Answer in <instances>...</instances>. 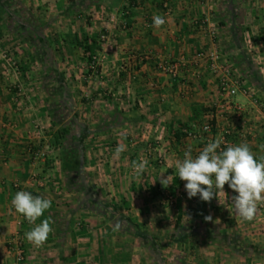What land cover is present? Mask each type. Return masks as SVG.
Here are the masks:
<instances>
[{"label": "crops", "instance_id": "obj_1", "mask_svg": "<svg viewBox=\"0 0 264 264\" xmlns=\"http://www.w3.org/2000/svg\"><path fill=\"white\" fill-rule=\"evenodd\" d=\"M9 1L0 3V264H11L17 238L23 264H264V206L254 220L242 221L227 185L229 199L220 203L189 199L175 169L189 147L195 156L224 131L230 145L247 143L264 155V0H167V12L159 0H92L84 8L78 0H16L42 12L43 35L73 110L79 122L93 125L82 141L84 183L135 225L133 233L66 188L42 64L14 29ZM73 4L71 19L65 14ZM81 11L90 18L80 19ZM106 11L123 12V21L108 22ZM156 16L165 19L160 28L153 26ZM233 26L242 28L239 46ZM100 31L106 40L96 46ZM213 48L239 76L228 100L219 98L216 79L195 57ZM88 52L98 54L96 76L81 64ZM159 60L175 64L176 76L161 72ZM203 124L209 134L199 132ZM30 151H50L52 158L34 160ZM134 161L147 162L143 173L134 172ZM18 191L52 201L36 221L50 218L53 229L39 248L25 238L34 225L11 204ZM142 233L152 239L134 235Z\"/></svg>", "mask_w": 264, "mask_h": 264}, {"label": "clouds", "instance_id": "obj_2", "mask_svg": "<svg viewBox=\"0 0 264 264\" xmlns=\"http://www.w3.org/2000/svg\"><path fill=\"white\" fill-rule=\"evenodd\" d=\"M164 23L162 16L154 17V27L160 28ZM222 143L219 137L209 141L195 156L189 147L182 159L175 160L178 178L185 182L189 199L199 196L206 203L213 198L220 203V197L228 200V194L224 191L227 185L236 193L230 198L235 213L242 221H252L264 206V155L257 157L247 143L227 145L226 149H221ZM260 148L264 151V145H260ZM122 151L123 148L117 147L115 156L119 157ZM146 164V161H134V172L137 175L143 173ZM11 204L16 213L34 225L25 233L26 240L37 248L43 246L53 231L52 221L50 218L43 219L39 224L36 221L50 209L52 201L28 191H18Z\"/></svg>", "mask_w": 264, "mask_h": 264}, {"label": "trees", "instance_id": "obj_3", "mask_svg": "<svg viewBox=\"0 0 264 264\" xmlns=\"http://www.w3.org/2000/svg\"><path fill=\"white\" fill-rule=\"evenodd\" d=\"M2 0H0L1 3ZM11 1V0H10ZM9 3L13 10H8V17L14 23V29L22 34L23 39L33 47V51L39 62L42 64V88L48 97L54 96L57 92H60L59 102H49L47 105V114L49 120L57 126L58 129V157L60 171L63 174V179L68 190L79 192L83 195L84 199L81 205H86V201H89L91 210L107 214L110 221L117 227H121L130 233L137 231L134 224L128 221L126 218L120 217L114 208H111L108 203L101 200L94 189H90L84 180L86 177L83 174V138L89 133L90 130L80 123L77 119L76 113L72 110V98L68 93L66 85L63 83L62 75L59 74L54 65L52 56V47L47 43L44 38L43 31L47 25V22L40 20L30 14L29 11L22 8L18 1L14 0ZM92 0H78L75 5L80 8H84V4L87 6ZM4 2V1H3ZM2 4V3H1ZM6 4V2H5ZM3 5V4H2ZM70 6L71 9L75 6ZM83 6V7H82ZM232 35L236 41L237 46L241 42L242 28L239 26L231 27ZM82 51L86 53L88 46L83 41ZM71 112V116L67 117V114ZM103 125V124H102ZM101 125V128L103 127ZM141 242H146L148 239H152L147 234H134Z\"/></svg>", "mask_w": 264, "mask_h": 264}, {"label": "built area", "instance_id": "obj_4", "mask_svg": "<svg viewBox=\"0 0 264 264\" xmlns=\"http://www.w3.org/2000/svg\"><path fill=\"white\" fill-rule=\"evenodd\" d=\"M159 2L161 9H163L164 12H167L168 11L167 0H159ZM104 17L108 22H114L116 20L123 21V12L106 11L104 13ZM121 28H124L123 23H121ZM210 35L214 36L215 32L212 30L210 32ZM105 40H106V35L104 34V32L100 31L96 36V42H95L96 46L100 45ZM195 57L198 59H202L206 62V70L216 79V90L219 98L223 100H228V98L235 95L239 85V76L235 72L232 64L227 59H225L219 53V51H217L215 48L206 51L201 50L195 53ZM98 65H99L98 54L96 52H93L90 55V61L88 64V69L91 75L93 76L97 75ZM157 67L161 72L171 77H175L177 74L178 68L175 64L159 60L157 62ZM199 132L209 134L210 133L209 124L201 125L199 128ZM228 133H229L228 131H224V133H222L219 136V138H221L222 141L224 142L221 144V149H226V146L230 145V140L227 137ZM187 135L194 136L193 133L191 132H188ZM48 152L49 153L44 154L43 152L30 151V156L31 159L34 160L37 159L38 157L42 159H45L46 157L52 158L51 152L50 151ZM13 186L16 187V185ZM170 201H171L170 196H167V203H170ZM19 241L20 239L17 238L15 240V244L13 248L11 249L12 251L11 264H23V253Z\"/></svg>", "mask_w": 264, "mask_h": 264}, {"label": "rangeland", "instance_id": "obj_5", "mask_svg": "<svg viewBox=\"0 0 264 264\" xmlns=\"http://www.w3.org/2000/svg\"><path fill=\"white\" fill-rule=\"evenodd\" d=\"M69 1H72V0H69ZM12 9V8H11ZM13 11L15 12V9H13ZM42 13V12H41ZM41 13H37V12H30V14H32L34 17H37V18H41V16H39V14H41ZM81 16H80V19H83V20H87L88 18H90V15H88V14H86V12H83V11H81ZM45 15V14H44ZM48 16H53V12H49L48 14H47ZM65 16H68L69 18H74L75 16L73 15V14H71V12H70V14H65ZM90 55H91V53H87V54H84V56H83V60H81V64H85L84 65V67H86L87 68V70L89 71V69H88V64H89V61H90ZM54 61V60H53ZM98 67H99V65L97 66V70H98ZM80 79V78H79ZM78 79V81H80ZM68 93H69V95H70V97L72 98V93H71V91L68 89ZM75 96H77V95H75ZM60 92H57L54 96H51V97H48L47 96V100H48V103L49 102H52V101H54V102H59L60 100ZM73 110V109H72ZM74 111V110H73ZM75 113H76V111H74ZM71 114V112H69L68 114H67V117H69V116H71L70 115ZM76 115H77V113H76ZM77 119H79V117H78V115H77ZM80 123H82V122H80ZM82 124H84L85 126L87 125V126H89L90 128H92L93 127V125L91 124V125H88V124H85V123H82ZM55 130H56V133L58 134V131H57V127H55Z\"/></svg>", "mask_w": 264, "mask_h": 264}]
</instances>
